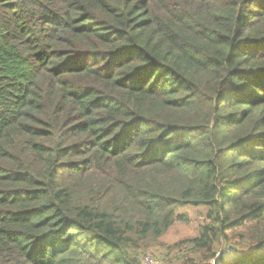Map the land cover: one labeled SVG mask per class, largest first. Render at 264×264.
I'll use <instances>...</instances> for the list:
<instances>
[{"label":"trees","instance_id":"obj_1","mask_svg":"<svg viewBox=\"0 0 264 264\" xmlns=\"http://www.w3.org/2000/svg\"><path fill=\"white\" fill-rule=\"evenodd\" d=\"M186 206L179 262L264 264V0H0V264H144Z\"/></svg>","mask_w":264,"mask_h":264},{"label":"rangeland","instance_id":"obj_2","mask_svg":"<svg viewBox=\"0 0 264 264\" xmlns=\"http://www.w3.org/2000/svg\"><path fill=\"white\" fill-rule=\"evenodd\" d=\"M178 213L181 214L183 219L177 220L171 228L164 234L161 238L160 244L151 247L146 256H149V260H144V264H181L177 259L178 254H176L175 249L171 250L174 244L178 243L184 239H190L198 234L199 227L205 220V215L207 212L206 207H194L186 206L178 208ZM242 233V231H239ZM239 236V235H238ZM240 238H235L233 241L240 245V249L247 247L248 243L244 236H239ZM233 243V242H231ZM220 248V251H226ZM236 251L233 250L232 254ZM145 256V257H146ZM183 264V263H182Z\"/></svg>","mask_w":264,"mask_h":264},{"label":"built area","instance_id":"obj_3","mask_svg":"<svg viewBox=\"0 0 264 264\" xmlns=\"http://www.w3.org/2000/svg\"><path fill=\"white\" fill-rule=\"evenodd\" d=\"M144 260H149V256L144 257Z\"/></svg>","mask_w":264,"mask_h":264},{"label":"water","instance_id":"obj_4","mask_svg":"<svg viewBox=\"0 0 264 264\" xmlns=\"http://www.w3.org/2000/svg\"><path fill=\"white\" fill-rule=\"evenodd\" d=\"M222 253V251H220V253H219V255L218 256H220V254Z\"/></svg>","mask_w":264,"mask_h":264}]
</instances>
